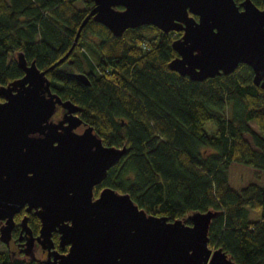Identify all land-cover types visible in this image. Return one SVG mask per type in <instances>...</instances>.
<instances>
[{
	"label": "trees",
	"instance_id": "trees-1",
	"mask_svg": "<svg viewBox=\"0 0 264 264\" xmlns=\"http://www.w3.org/2000/svg\"><path fill=\"white\" fill-rule=\"evenodd\" d=\"M79 1L82 10L75 8ZM252 2L264 9V0ZM92 7L91 0H0V85L23 75L18 51L39 70L60 60ZM171 34L144 26L115 37L90 18L70 54L82 58L84 69L64 61L48 71L51 90L80 107V118L103 144H126L95 195L109 187L169 221L217 211L209 247L236 264H264V186L237 192L228 182L232 164L264 172V89L246 65L203 82L171 71ZM72 72L85 73L90 85L69 77ZM249 210H261V219L250 221ZM0 264L35 263L1 254Z\"/></svg>",
	"mask_w": 264,
	"mask_h": 264
},
{
	"label": "water",
	"instance_id": "water-1",
	"mask_svg": "<svg viewBox=\"0 0 264 264\" xmlns=\"http://www.w3.org/2000/svg\"><path fill=\"white\" fill-rule=\"evenodd\" d=\"M91 2L60 60L39 70L18 51L15 60L23 77L0 85V241H9L13 217L27 204V212L34 209L40 222L39 244L51 250L57 233L60 246H69L68 253L45 264H236L221 248L209 247L217 211L169 221L147 214L128 194L109 187L95 195V187L126 155V144L104 145L80 120V107L52 92L46 74L69 58L92 18L115 37L144 26L164 34L182 31L171 43L176 53L168 64L171 71L203 82L246 65L253 84L264 89V9L251 0ZM68 75L90 85L83 73ZM58 108L61 117L54 121ZM21 222L26 228V218Z\"/></svg>",
	"mask_w": 264,
	"mask_h": 264
},
{
	"label": "flooded vegetation",
	"instance_id": "flooded-vegetation-1",
	"mask_svg": "<svg viewBox=\"0 0 264 264\" xmlns=\"http://www.w3.org/2000/svg\"><path fill=\"white\" fill-rule=\"evenodd\" d=\"M242 1L243 0H241V2ZM169 33H167V34H169ZM171 33H172L171 37H173L174 40L180 39L183 35L182 31L171 32ZM69 60H72V62H71L72 64L73 63L74 64L79 63L77 55L69 56V58L66 60V62ZM28 63H30V62H28ZM72 73H79V72H72ZM21 77H23V75ZM20 78H18V79H20ZM15 80H17V79H15ZM10 82H12V81H10ZM10 82H8V83H10ZM7 84H5V85H7ZM0 102H3V99L0 98ZM80 114H81V111L79 113V118H80ZM60 117H61V108H58L57 112L53 116V120L57 121L58 119H60ZM80 120L83 121L81 118H80ZM93 133L98 135L101 138V136L98 134V132H96L94 127H93ZM117 147H121V146L118 145ZM27 209H28V205L24 204L23 207L19 210V212H17L14 215V217H13L14 226L11 230L9 241L7 243L0 241V246L2 248L0 255L2 254L3 256H8L12 260H16V261L33 262L35 264H45V262H48V263L53 262V260H54L53 256H55V255L56 256L57 255H64V254L68 253L69 246H60L59 239H58L59 236L57 233L52 234L53 247L51 248V250H48V249L44 248L41 244H39V242L37 241L36 238L39 235L40 222H39L38 218L33 215L34 209H32L30 212H27ZM23 218H26V228H24L22 226L21 221ZM31 249L33 250L32 253L30 252ZM26 253H30V254L28 255Z\"/></svg>",
	"mask_w": 264,
	"mask_h": 264
},
{
	"label": "rangeland",
	"instance_id": "rangeland-1",
	"mask_svg": "<svg viewBox=\"0 0 264 264\" xmlns=\"http://www.w3.org/2000/svg\"><path fill=\"white\" fill-rule=\"evenodd\" d=\"M75 8L82 10L84 9V4L82 1H79L75 4ZM92 39V38H91ZM86 54H88L90 57L94 58V54L91 51L86 50ZM79 64H81V68L84 69L83 60L80 56H78ZM213 124L211 122H208L206 124L207 131L210 132L212 130ZM75 127H80L79 125H76ZM244 138L248 141H250V138L248 135H245ZM228 182L231 187V189L235 191H240L242 188L248 186L249 184H256L259 186H264V172H258L255 171L252 168L238 165V164H232L228 167ZM248 218L250 221H258L261 219L262 211H255V210H249ZM2 251V248L0 246V252Z\"/></svg>",
	"mask_w": 264,
	"mask_h": 264
},
{
	"label": "bare ground",
	"instance_id": "bare-ground-1",
	"mask_svg": "<svg viewBox=\"0 0 264 264\" xmlns=\"http://www.w3.org/2000/svg\"><path fill=\"white\" fill-rule=\"evenodd\" d=\"M85 74V73H84ZM86 75V74H85ZM89 78V77H88ZM90 80V79H89ZM91 82V81H90ZM53 92V91H52ZM85 122V121H84ZM93 127V126H92ZM113 168V167H112ZM133 200V199H132Z\"/></svg>",
	"mask_w": 264,
	"mask_h": 264
},
{
	"label": "crops",
	"instance_id": "crops-1",
	"mask_svg": "<svg viewBox=\"0 0 264 264\" xmlns=\"http://www.w3.org/2000/svg\"><path fill=\"white\" fill-rule=\"evenodd\" d=\"M248 214H249V212H248ZM249 216V215H248ZM249 219V218H248Z\"/></svg>",
	"mask_w": 264,
	"mask_h": 264
}]
</instances>
